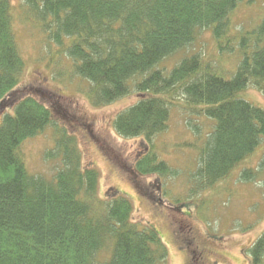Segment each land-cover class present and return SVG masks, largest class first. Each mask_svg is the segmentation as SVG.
Wrapping results in <instances>:
<instances>
[{
    "label": "trees",
    "instance_id": "16d2710c",
    "mask_svg": "<svg viewBox=\"0 0 264 264\" xmlns=\"http://www.w3.org/2000/svg\"><path fill=\"white\" fill-rule=\"evenodd\" d=\"M240 1L22 0V7L25 20L43 36L53 71L62 65L86 80L92 104L137 95L114 120L120 136L153 144L168 130L172 108L183 103L197 137L183 148L197 153L190 180L191 193L198 194L240 166L239 180L258 174L244 163L264 140V108L239 94L249 86L264 93V23L242 39L243 50H252L229 79L204 66L196 50L169 64L204 30L221 39ZM14 21L11 1L0 0V264H168V248L157 230L132 219V201L121 194L99 195L100 171L84 166L78 139L53 119L61 108L53 97L41 90L39 96H13L28 64ZM62 111L72 118L68 109ZM205 116L211 130L203 133ZM49 126L55 127V143L46 154L58 164L48 177L30 172L23 145ZM136 168L143 174H178L154 148ZM249 251L250 264H264V233Z\"/></svg>",
    "mask_w": 264,
    "mask_h": 264
},
{
    "label": "rangeland",
    "instance_id": "374dc122",
    "mask_svg": "<svg viewBox=\"0 0 264 264\" xmlns=\"http://www.w3.org/2000/svg\"><path fill=\"white\" fill-rule=\"evenodd\" d=\"M10 1L16 37L28 62L13 96L28 92L39 96L41 90L45 97H53L61 107L59 112L53 111V119L78 139L84 166L100 171L99 195L128 197L133 205L132 219L153 226L166 244L168 264H250L249 247L264 233V165L259 167L264 140L244 163L258 172L254 180H239L243 168L240 166L213 188L191 193L190 176L197 166V153L183 147L197 137L188 125L189 112L183 109V103L178 101L179 105L172 108L168 130L156 137L153 144L142 137L120 136L114 120L121 110L138 100L137 95L107 105L92 104L84 90L87 81L71 75L62 65L53 71L39 28L25 20L22 0ZM233 12L229 29L221 39L214 36L212 29L204 30L190 49L180 50L167 64L171 67L196 50L204 66H210L219 76L231 78L244 53L252 50H243L242 39L248 37V31L256 34L258 26L264 23V0H242ZM239 96L264 108V93L259 89L249 86ZM62 107L70 111L72 118L63 115ZM3 112L0 107V120ZM208 120L205 116L200 124L203 133L210 129L205 124ZM54 138L55 127L49 126L24 143L30 172L48 177L53 173L58 160L48 159L46 153L54 149ZM152 148L174 167L178 173L175 177L137 170V161ZM197 246L204 252L202 258L195 251Z\"/></svg>",
    "mask_w": 264,
    "mask_h": 264
},
{
    "label": "flooded vegetation",
    "instance_id": "af4514ba",
    "mask_svg": "<svg viewBox=\"0 0 264 264\" xmlns=\"http://www.w3.org/2000/svg\"><path fill=\"white\" fill-rule=\"evenodd\" d=\"M192 239L193 240H195V237H194V235H192ZM189 247H191L193 244H191V242H189ZM196 252H197V254L199 255V258H202V255H203V250L199 247V246H197V249L195 250ZM191 259V258H190ZM200 263V262H199Z\"/></svg>",
    "mask_w": 264,
    "mask_h": 264
}]
</instances>
